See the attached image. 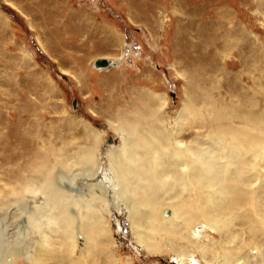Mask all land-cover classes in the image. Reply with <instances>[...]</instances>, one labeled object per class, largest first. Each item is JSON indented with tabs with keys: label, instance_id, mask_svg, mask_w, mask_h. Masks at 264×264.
Returning a JSON list of instances; mask_svg holds the SVG:
<instances>
[{
	"label": "bare ground",
	"instance_id": "obj_1",
	"mask_svg": "<svg viewBox=\"0 0 264 264\" xmlns=\"http://www.w3.org/2000/svg\"><path fill=\"white\" fill-rule=\"evenodd\" d=\"M170 2L172 15L181 12L179 0ZM176 16L170 20L178 24ZM231 18L226 10L221 16L226 22L216 20L227 25ZM226 33L233 37L236 32L228 29ZM202 37L200 49L194 51L197 53H190L184 61L180 57L178 62L185 86L181 108L173 114L165 112L161 96L155 93L141 96L139 103L129 100L126 107L109 109L105 113L110 119L108 129L117 136L110 144L104 139L106 132L85 125L79 126L87 129L85 146L76 147L74 121L66 119L63 123L65 134L55 117L44 122L48 112L43 108L46 98L41 93L45 89L42 81L33 77L6 81L13 89L8 93L14 102L12 111L18 110L20 115V122L9 129L3 143L11 167L8 202L27 213L35 194L42 201V206L26 214L27 228L37 234L36 242L25 251H17L13 244L7 250L11 259L46 264L47 257L62 262L59 256H63L66 264H82L74 256L78 240H82L86 253L101 256L104 243L117 245L109 235V210L116 209L128 221L129 239L148 254H160L164 247L167 252L177 249L174 255L179 264H198L188 251L194 249L204 264H264V213L260 208L264 195V49L257 40L244 37L248 50L242 64L250 88L240 90L232 85L223 98L216 77L221 68L214 61L219 58L216 39ZM227 40L228 47H239L236 38L232 43ZM36 42L44 49L39 37ZM182 47L171 54H187V47ZM204 52L212 56L210 62L214 61L210 68ZM25 57L23 65L30 66ZM175 68L172 70L178 76ZM31 93L34 98H29ZM53 104L51 113L59 110ZM24 136L28 143L20 139ZM103 144L104 153L100 150ZM73 169L82 174L72 175ZM82 178L79 189L77 179ZM234 222L247 227V239L232 233Z\"/></svg>",
	"mask_w": 264,
	"mask_h": 264
},
{
	"label": "rangeland",
	"instance_id": "obj_2",
	"mask_svg": "<svg viewBox=\"0 0 264 264\" xmlns=\"http://www.w3.org/2000/svg\"><path fill=\"white\" fill-rule=\"evenodd\" d=\"M170 1L172 0H0V264H27L25 258L11 259L7 250L15 244L17 251H25L36 242L37 234L27 228L26 214L31 209L42 206L41 196L38 194L29 200L27 213L8 202L11 197V167L7 162L8 152L5 151L3 143L9 129L20 121L19 111H12L11 108V103L14 102L10 101L8 93L13 89L7 80H20L21 77L25 80L33 77L42 81L45 89L41 93L46 98L43 108L48 112L44 113V122H49L55 117L57 122L60 121L61 132L65 134L67 131L63 130V123L66 119L74 121L76 128L72 130V137L76 147H84L86 143L84 137L87 129L79 126L87 125L90 129L106 132L104 139L108 144L117 140V136L108 129L110 119L105 113L109 109H118L117 106L120 105L126 107L130 101L139 103L141 96L157 93L161 96L160 104L162 102L165 112H177L181 108L185 88L183 79L179 77L181 68L178 62L180 57L184 61L191 57L190 53H197L194 51L200 49L198 43L202 41V36L216 39L219 58L214 61L217 62V67L221 68L216 75L222 85L220 95L224 98L228 94L227 89L232 85L240 90L250 88L247 72L242 64L244 53L248 50L247 42L245 44L243 39H255L264 49V0H179L183 10L181 8V12L175 13L178 15V24L172 22L175 15L170 13ZM260 4L263 5L262 9L259 8ZM226 10L231 12L232 20L226 23L227 25H222V21L226 20H222L221 16ZM182 11L184 14H181ZM141 13L144 14L143 18ZM216 18L219 21L221 19V23ZM71 28L75 30H70ZM66 29L69 30L65 31ZM177 29H181V32ZM228 29L236 32L233 37L226 33ZM172 33L180 38L176 40ZM36 37L40 38L43 46L45 44L46 50L37 44ZM225 38L229 39V43L236 38L239 47H228L225 45ZM191 43L197 46L194 47ZM171 46H175V49ZM182 46L191 49L185 48V55L181 51L171 54ZM26 55L31 61L30 66L23 65L21 61ZM203 55L208 67L214 64V61L210 62L212 56L205 52ZM97 57L109 59L114 65L97 70L92 67ZM174 65L178 76L172 70ZM150 73L154 79L148 77ZM33 96L31 93L29 98H34ZM53 102L59 107L56 114L51 113ZM15 113H18L17 116ZM20 139L28 143L25 136ZM100 150L105 152L104 144ZM103 162H106L105 157ZM101 166L105 167L104 164ZM72 171L71 174L75 176L82 174L75 169ZM81 180L83 181V178L77 179V182L80 183ZM82 183L79 184V189ZM262 197L260 208L264 213V195ZM109 212L112 230L109 235L117 245L104 243V252L98 256L86 253L82 240H78L74 256L79 258L82 264H179L174 255L177 249L167 252L168 249L164 247L160 254L152 255L139 250L129 239L130 231L126 217L116 209H110ZM234 223L230 227L232 233L238 235L241 240L247 239V227ZM205 231L207 235L214 234L212 230ZM205 231L200 230L199 233L203 234ZM58 244L59 241L54 248H57ZM188 251L198 264H204L201 258L193 253L194 249ZM59 258L62 262L50 256L45 263L66 264L65 257Z\"/></svg>",
	"mask_w": 264,
	"mask_h": 264
},
{
	"label": "water",
	"instance_id": "obj_3",
	"mask_svg": "<svg viewBox=\"0 0 264 264\" xmlns=\"http://www.w3.org/2000/svg\"><path fill=\"white\" fill-rule=\"evenodd\" d=\"M114 64L111 62H107L104 59H95L92 63V67L93 68H100V67H106L109 68L111 66H113Z\"/></svg>",
	"mask_w": 264,
	"mask_h": 264
},
{
	"label": "crops",
	"instance_id": "obj_4",
	"mask_svg": "<svg viewBox=\"0 0 264 264\" xmlns=\"http://www.w3.org/2000/svg\"><path fill=\"white\" fill-rule=\"evenodd\" d=\"M73 28H78V26L76 27V26H73ZM69 29H66L65 31H68ZM70 30H75V29H70ZM44 47H45V49L44 50H46V46H45V44H44ZM62 47V46H61ZM92 49V48H91ZM63 50V49H62ZM52 52V51H51ZM92 52H94V51H92ZM104 54H102V56H103ZM102 56H99V57H102ZM96 59V58H95ZM97 59H98V57H97ZM105 59V58H104ZM62 64V63H61ZM64 64V63H63ZM71 64H77V63H71ZM78 64H82V63H78Z\"/></svg>",
	"mask_w": 264,
	"mask_h": 264
}]
</instances>
